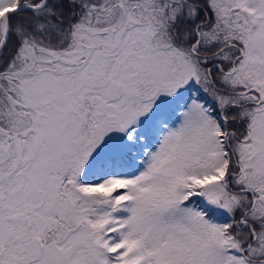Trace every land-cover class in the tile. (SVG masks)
<instances>
[{
	"label": "snow or ice",
	"instance_id": "obj_1",
	"mask_svg": "<svg viewBox=\"0 0 264 264\" xmlns=\"http://www.w3.org/2000/svg\"><path fill=\"white\" fill-rule=\"evenodd\" d=\"M0 264H264V0H0Z\"/></svg>",
	"mask_w": 264,
	"mask_h": 264
}]
</instances>
